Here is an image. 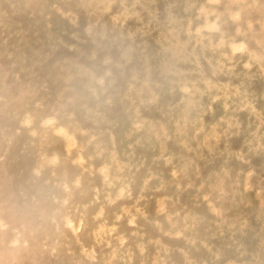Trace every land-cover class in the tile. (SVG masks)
Segmentation results:
<instances>
[{
    "label": "bare ground",
    "instance_id": "1",
    "mask_svg": "<svg viewBox=\"0 0 264 264\" xmlns=\"http://www.w3.org/2000/svg\"><path fill=\"white\" fill-rule=\"evenodd\" d=\"M147 1L87 0L83 17H88L84 20L80 13L81 0H68L56 11L50 2L52 12L46 11V6L32 9L34 0H15V3L0 0V79L10 78L9 86L18 95V98L6 96L5 106L0 107L3 114L13 115L0 118V152L4 153L0 161L2 195L17 199L18 192L31 195L33 201L29 198L27 207L38 210L47 198L56 194L55 207L62 217L71 209L84 211L85 217L76 227L81 237L90 242L94 239L90 215L96 205L90 199L94 188L87 171L109 169L108 175L116 186L114 191L123 195L121 200L129 211L133 202L137 213L131 227L126 222L128 216L118 211L116 203L99 200L106 226L116 230L111 246L95 255L99 264L111 254L120 264H149L151 253L159 247L165 249L160 258L164 264H169L174 254L180 259L186 256L192 260L191 264H264V242L257 249L253 241L259 228L253 218L255 211L260 208L264 218V187L260 188L261 206L253 201V195H248L251 204L242 212L235 209L233 191L213 188L209 173L217 166L225 168L234 181L241 171H254V176L264 174V141L252 147L250 154L244 149L250 143L249 128L253 125L248 124L257 105L250 102L240 110L239 94L232 90L221 92L228 77L223 78L209 62H206V79L184 70L181 61L187 44L184 22L190 10H181L168 31L150 13L140 12ZM213 1L219 3L218 8L209 19L202 17L199 24L207 38H218L233 23L239 37L231 47L248 45L250 56L255 53L254 46L262 48L264 4L261 0H203L202 11ZM152 4L162 20L167 19L166 6L161 0ZM137 14L144 18L139 24ZM83 28L91 36H83ZM256 53L264 56L261 50ZM185 79H193L199 86L194 87ZM29 80L35 88L27 91L33 97L32 103L38 90L35 83L42 82L44 88L40 93L50 106L42 102L37 109L26 107L25 84ZM58 93L62 100L54 103ZM172 101H178L179 106L173 109ZM130 118L136 119L142 130L128 129ZM221 119L229 125L218 131ZM15 126L23 127L16 132ZM206 127L212 132L215 128L220 135L215 138L204 134ZM81 130H86L87 136ZM254 130L264 136L263 126L256 125ZM88 137L93 144L86 141ZM68 142L75 150H68ZM204 147L215 151V158L206 165V155L199 154ZM237 152L251 160L240 162L233 156ZM77 155L84 162L85 172L74 164L69 165ZM36 156L46 158L36 167L40 176L37 179L32 175ZM47 161L55 165L54 169L46 166ZM80 175L81 180L76 182L74 178ZM201 178L204 184L200 189L208 193L204 197L211 209L206 213L194 199L195 181ZM249 179L251 185L253 180L249 182ZM45 180L48 182L44 183ZM59 181L66 184L67 191L54 188ZM187 182L189 187L184 186ZM157 184L161 185L158 190L154 188ZM176 184L178 188L174 187ZM156 208L170 221L160 223L159 216L155 217ZM187 209L184 220H175L173 213ZM2 218L4 215L0 213V250L5 249L10 235L4 230ZM16 220H21L27 229V219L16 217ZM216 221L220 222L217 231L221 233V245L215 239ZM155 222L158 228H154ZM167 228L179 234L178 240L163 236ZM22 230L15 241L18 245L8 249L19 258L32 256L34 245L31 232ZM234 238L240 243L238 261H234L237 259ZM215 252H219L217 257Z\"/></svg>",
    "mask_w": 264,
    "mask_h": 264
},
{
    "label": "rangeland",
    "instance_id": "2",
    "mask_svg": "<svg viewBox=\"0 0 264 264\" xmlns=\"http://www.w3.org/2000/svg\"><path fill=\"white\" fill-rule=\"evenodd\" d=\"M10 1H13L15 3V0H10ZM66 1L68 0H64V1L34 0L32 9L35 8V6L37 9L46 6L45 10L48 12H52V9L49 4L50 2L53 4V10L56 11V9L59 6H63ZM81 1L83 2V8L80 13L83 17V13L84 11H86L85 6L87 0H81ZM153 1L154 0H148L146 2L147 5L145 6V8L141 9L140 12H142V14L144 12L150 13L153 17H155L158 20V23L162 24L163 28H165V30L168 31H171L170 23L178 19L181 10L183 9L190 10V15L186 18L184 22V26H185L184 36L187 42L185 47V53L181 58L182 67L184 70L193 72V74L195 75H201L204 77V79H206L205 77V69L207 65L206 62H209L210 65L214 69H216L222 75L223 78L226 79V77H228V79L224 81L223 84L224 86L223 89H221V92L226 93L229 90H232L234 94H239V99H241L240 107H239L240 110H242L250 102L256 103L257 111L252 112L254 114V117L251 123L248 124L249 126L253 125V127L249 128L250 134L248 140L250 141V143L244 147L245 152L247 154H250L251 153L250 150H252V147L258 145L260 141H264V136L259 135L258 132L254 130V127L256 125H259L260 127L261 126L264 127V60H263L264 56L262 57L261 55H257L256 53L257 50L258 51L261 50L264 54V30L261 33V38L263 41L261 46L263 49L262 48L260 49V47L257 45L254 46L255 53L252 56H250L249 53L250 50H248L249 49L248 45H246L245 48L243 47V48H235V49L230 46L231 43L234 40H236V38L239 37V30L234 26L233 23H231V25L224 30L223 34L216 39L215 38L209 39L205 36L204 32L200 31L199 24L202 21L201 18L203 17L205 19H209L210 16L212 15L211 13L218 8L219 3H214L213 1L210 4H208L206 8H203L204 10L202 11L201 5L203 4V0H196L195 3H192L191 0H161V2L166 6L165 14L167 18L165 20H162V17L159 16L157 9L152 4ZM261 2L264 4V0H261ZM142 14L136 15V21L138 24L144 19ZM87 17L86 18L83 17V19L86 20ZM234 20L237 19L234 18ZM82 35L85 37L91 36V33L87 28L85 29L83 28ZM91 41H94L93 37H91ZM106 61H108V59H106ZM186 80L190 81V83H192L194 87L199 86V83L194 81L193 79H185L184 81ZM10 83H11L10 78L0 79V91H1L0 107L5 106V103L7 101L6 96L11 97L12 95H15L18 98L17 93L10 88L9 86ZM25 85H26L25 93L26 95H28V98L25 100V105L27 108L32 106L34 109H37L41 106L42 102L50 106L49 102L44 100L42 94L40 93V91L44 88V84L42 82L35 83V86L36 88H38V90H37V96L33 100L34 103H32V99H33L32 95L27 93V91H32L33 89H35L34 85L30 80L27 81ZM14 86H15V82H14ZM173 86L176 88L175 83L173 84ZM217 98H219V96ZM61 100H62L61 93L56 94L54 103H58ZM149 100L151 101L150 98ZM177 106H179V102L172 101L173 109H175ZM226 106L227 104L225 105V107ZM208 107L209 104L207 105L206 108ZM8 116L12 117L13 115L11 113L5 115L0 110V118L8 117ZM130 121H131V125L129 126L128 129L142 130L141 129L142 126L140 124H136L137 122L136 119L130 118ZM220 121H221L220 129L218 131H223L227 129L229 122L224 121L222 119ZM47 126L49 127V125ZM21 127L23 126H15L14 130L16 132H19ZM211 130L212 129L210 127H206L203 131L204 134L209 133L212 136L215 135V138L220 135V133L215 128L213 129L215 132H212ZM47 132L48 135L52 137L51 131L47 129ZM81 134L83 136H87L86 130H81ZM158 134L161 135L163 138L165 137L164 133L158 132ZM90 137H88L86 141L93 144L92 143L93 140ZM105 139L107 138L105 137ZM66 146H68V150H75L74 145L70 144L69 142ZM3 154H4L3 152H0V161H3L1 159L3 158L2 157ZM199 154L206 155L207 160L205 161V165L208 163L209 160H213L215 158V151L209 149L208 147H204ZM218 154H221V151H219ZM233 156L240 162H244V163H247L251 160L250 157L246 158L244 157V155H241V153L238 152ZM109 158L110 157H108L107 159ZM45 159L46 158L43 156H36L33 159L34 169L32 175L35 179L40 178L38 172L36 171L37 169L36 167ZM72 160L73 163H69V165L74 164L80 169L79 171L81 172L86 171L84 169V162L80 160L78 155L74 157ZM100 162H103V160H101ZM46 166L50 167L51 169H54L53 167L55 165L53 163L50 164V162L47 161ZM262 168H264V166ZM246 171H241V174L238 176V178L235 181L232 180L228 170H226L225 168H218L217 166L215 167V169L209 171L212 177L211 182L213 184V188H221L224 191H228L231 189L233 191L231 194V199L234 202L235 209L241 210L242 212L249 209L248 206L251 204L250 200L247 198L248 195H253L252 197L253 201H257L259 203L258 206L259 207L261 206L260 202L262 200L261 197L262 195L260 188L264 187L263 173L254 176L255 175L254 171L252 172H248V171L246 172ZM109 172H110L109 169H107L105 172L101 170L87 171L88 176L90 177L89 182L94 188L92 190L93 193H91L90 195V199L92 202L94 200V203L96 205L95 210L90 215L92 221L91 226L93 227V232H94V239L89 242L81 237L80 231L76 227L77 224H79L81 220H83L85 217V213L82 209H71L69 214L66 213V215L62 217L60 214V210L55 207V202L57 201L56 194H54L53 198H49V199L47 198V200L42 203L43 205H41L40 206L41 208L38 210H36L35 208L33 209L32 207H27L28 199L31 198L33 201V198L31 197V195L24 194L23 192H18L16 194L18 199L12 198V196L10 197L7 196V198H5L2 195V188L4 184L2 181L3 174H1L0 171V203L2 204V205L0 204L1 205L0 209H2L0 213L4 215V219L2 218L3 219L2 223L5 224L6 226V229L4 230L10 233L9 238L7 239V241H5L6 242V246H4L5 249L0 250V264H99L98 263L99 261L95 260V255H97L99 251H105V248L110 247L111 237L116 236V232H115L116 230H114L110 225L106 226L105 221L102 218L103 217L102 208L100 205H98L99 200H104L105 202L108 203L112 202L111 204L116 203L118 207V211L120 210L121 212H124V215L126 214L128 216L126 222L128 225L130 224L129 226L131 227L133 226V224H131V221L135 217V214L137 213L136 212L137 208L136 206L134 207L133 202L131 203L132 207L130 211L129 209L125 208V205L122 202L123 199L121 200V197L123 195L119 192L114 191L113 188H116V186L113 182L114 181L113 177L111 175H108ZM54 173L55 174H53V176H56V171H54ZM248 179L249 182H252L253 180L251 185L248 184ZM74 180L76 182L78 180H81V175L76 176ZM46 182H48V180L44 181V183ZM8 184H9V179H7L6 181L5 188L8 187ZM201 184H204V180L202 178L195 181L196 191H195L194 199L202 205V210L204 211V213H206L208 211H211V209L204 197L207 192H204L205 191L204 189L202 190L200 189ZM178 186L179 185L176 184L174 187L178 188ZM184 186L189 187L190 186L189 182H187V184H185ZM54 188H59L61 190L67 191L66 184H64L63 181H59L58 184L55 183ZM154 188L158 190L161 188V185L157 184L156 186H154ZM236 188H239V191H236ZM157 190L155 192H158ZM252 191H254L253 194L251 193ZM12 209L14 210V212L17 213L16 215L13 214ZM156 209H155V217L157 216L161 217V219L157 217L160 223H162V221H170V219L167 218V216L162 214V211L160 209L157 210ZM171 210H173V208ZM188 210L189 209H187L184 212L177 211V213H173L175 215V220H179V221L184 220L185 219L184 217L187 214ZM260 212L261 209L259 208L258 211L256 210L253 215L254 222L259 225L258 226L259 228L256 229V233L253 237V241L257 249L261 247V245L264 242L263 241L264 218H262ZM208 215L211 217L210 214ZM16 217L24 218L29 221L27 223L28 226L26 224L25 226H27V229L31 232V235H33L32 238L34 240V245L31 249L32 256L25 257L28 259L19 258L17 254L15 253L12 254L8 252V249L14 248V246L18 245L15 243V241L18 236H19L18 238H20V234L23 231L22 229H25V231L27 230L24 227L21 220H16ZM213 218H215V215L213 216ZM70 220L72 222H70ZM187 222H190V220ZM218 223L220 222L219 221L215 222V226H216L215 239L218 241V244L221 245L223 241H220L221 233L217 231ZM158 227L159 225H157V223L155 222L154 228H158ZM207 227L211 228L210 226ZM232 227L233 225L231 227L229 226V229L232 230ZM167 230L168 228L164 229L162 232L164 233L163 236L165 238L168 239L172 238L174 240H178L180 236L177 232H170ZM216 233L218 234V238L216 236ZM118 240L120 245H122L123 241L120 239V237H118ZM233 241L236 242L234 247H235V251L237 252L236 254L237 259H234V261H238V257L241 256V252H239L238 250L240 248V243H238V240L236 238H234ZM20 243L21 244L23 243L22 239ZM176 251L180 253L179 250ZM164 253H165V249L159 247L157 251L151 253L152 257H150L149 259V264H164L163 261L161 260L164 256ZM218 253L219 252H215V257H217ZM116 261L117 259L114 258V254H111L108 257H105L103 260H101L100 264L121 263V262L117 263ZM191 262L192 260L191 259L187 260L186 256H182V258L180 259V257H176L175 254L169 260V264H191Z\"/></svg>",
    "mask_w": 264,
    "mask_h": 264
}]
</instances>
